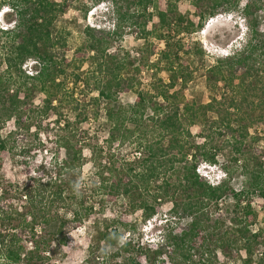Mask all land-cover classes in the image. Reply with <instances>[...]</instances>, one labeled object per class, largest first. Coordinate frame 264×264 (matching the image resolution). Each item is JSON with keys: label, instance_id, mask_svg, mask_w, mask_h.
<instances>
[{"label": "trees", "instance_id": "1", "mask_svg": "<svg viewBox=\"0 0 264 264\" xmlns=\"http://www.w3.org/2000/svg\"><path fill=\"white\" fill-rule=\"evenodd\" d=\"M74 1L0 0V11L10 23L0 25V121L5 124L15 117L19 127L28 101L41 94L44 113L52 109L51 113L57 114L67 106L75 112L74 119L82 122L89 113L81 121L77 119L82 113L78 102L74 104L75 91L79 87L98 91L91 100H106L105 111L111 123L108 142L134 140L135 152L140 153L109 167L113 177L110 185L104 186L110 200L124 198L130 208L141 211L140 217L146 221L159 212L162 201L170 199L179 216L189 219L166 233L163 242L138 247L131 239L119 243L118 230L106 225L96 232L97 248L91 260L104 261L107 252L99 251L104 243L110 247L119 244L112 257H123L121 264H217L218 251L226 257V264L232 259L241 264H264V226L253 228L259 216L253 204L255 197L264 204V163L249 156L245 148L250 128L264 124V0H191L195 18L180 10V0H108L115 19L113 28L87 25L85 41L70 60L65 51L69 31L55 32L54 26ZM101 1L78 2L86 16ZM226 11L244 18L248 36L233 52L217 57L208 67L206 80L212 95L209 101L198 102L188 98L185 90L194 77L191 57L205 51H192L193 44H186L184 36ZM128 33L145 41L137 51L139 57L125 51L121 44L115 45ZM28 60L33 61L32 73L24 67ZM86 62L91 66L81 70ZM70 65H76L77 71L74 68L68 73ZM144 67L152 75L147 89L139 76ZM162 71L166 78L159 76ZM129 91L136 93L135 102L120 104L119 93ZM57 122L74 137L58 139L61 148L79 161L84 140L81 130H75L69 119L60 117ZM192 126L197 127L195 133ZM12 135L10 131L0 136V173L7 160L8 136ZM216 135L224 143H216ZM195 136L204 140L196 141ZM226 143L234 149L231 161L240 163V187L233 185L231 163H220ZM56 159L54 165L67 167L70 163L68 157L63 163ZM203 162L220 163L226 177L212 183L198 170ZM40 164L37 168L28 166L25 183L14 180L10 189L6 185L0 190V264L22 260L26 249L23 239L36 243L27 254L30 261L44 258L40 250L43 239L39 237L47 233L43 226L54 220L49 217L50 207L56 203L69 206L76 197L67 193L70 182L61 178V169L45 179L50 176L49 168ZM20 188L27 205L9 212L6 197ZM226 198L233 201L232 209L220 206ZM222 209L230 214L228 219L219 212ZM91 210L87 208L85 214L67 211L57 219L56 232L44 240L43 246L47 248L55 234L63 235L62 242L67 243V234L84 216H90ZM5 219L14 226L9 238Z\"/></svg>", "mask_w": 264, "mask_h": 264}, {"label": "rangeland", "instance_id": "2", "mask_svg": "<svg viewBox=\"0 0 264 264\" xmlns=\"http://www.w3.org/2000/svg\"><path fill=\"white\" fill-rule=\"evenodd\" d=\"M78 1H74L73 6L57 19L54 26L55 32L61 29L69 31L67 35L68 46L65 51L67 59L70 60L76 48L85 41L86 35L84 31L87 25L101 26L108 29L110 27L113 28L115 22L111 14L112 7L108 0H102L99 4L93 6L86 16L80 9ZM179 8L183 13L194 15V7L191 0H180ZM193 17L195 18V16ZM0 25H10V23H6L3 14L0 15ZM247 36L248 30L244 18L236 12L227 11L208 18L202 29L184 36L186 44H193L192 51L197 49L205 51L201 56L191 57L194 77L185 90L188 98L196 99L198 102L209 101L212 92L206 80L208 67L215 63L217 57H223L227 53L233 52V50L244 43ZM144 42V39L136 38L135 35L128 33L115 45L121 44L125 51H130L133 56L139 57L137 51L143 47ZM155 58L156 55H153L152 59ZM186 59L189 58L186 57ZM32 63V60L26 62L24 65L26 72H33ZM90 66L89 62H86L82 65L81 70H86ZM74 68L77 71L76 65H70L68 73ZM139 76L143 87L149 88L152 82L150 69L144 67ZM159 76L166 78L168 75L162 71ZM69 85L71 88L72 84ZM97 95L98 91L88 88L79 87L75 91L74 97L77 100L75 102L73 100V102L74 104L78 102L82 113L77 119L81 121L85 113H89V118L82 122L74 119L76 117L75 112L67 110V106L58 110L57 114H52L51 112L54 111L52 109L48 110V113H44L41 108L43 103L40 102L41 94L34 95L28 101V104L24 107L22 122L19 127L15 117L6 121L5 124H2V120L0 121V125H2L0 129L1 137L7 136L10 131L13 134L11 137L8 136V155L0 173V190L6 185L10 189V183L15 182L14 180H20L21 183H25L29 177L28 166L37 168L36 164L41 165L40 163H43L48 166L50 174L45 179H49L53 172L61 169L64 172L61 178L70 182L68 183L70 189H67V193L69 195L76 194L69 206L56 203L50 207L49 217L54 218V220L47 223L45 227L41 223L36 224L38 227L43 226V229H47V233L44 232L42 234L43 237H39V239H43L40 242L42 245L40 250H42L44 258L34 260V262L30 261L27 254L30 250L35 249L36 243L23 239L21 243L25 244L26 249L23 252L22 260L18 264H91V261L97 264H121L124 261L123 257H112L119 244L110 247L101 243L99 251L105 250L107 256L104 261L102 259L91 260L92 251L97 248L95 236L98 229H103L106 225H110L111 228L117 229L120 233L119 243L131 239L133 244L138 247L139 244L147 245L149 243L163 242L166 233L172 232V230L175 231L182 222L189 220L179 216L180 213L177 212L178 210L175 211L170 199L162 201L159 212L146 221H143L140 217L141 211L130 208L124 198L117 197L110 200L105 192L107 188L104 186L110 185L113 177L109 167H113L118 162H123L124 159H133L134 155H140V153L135 152L134 140L128 139L124 142L113 144L108 142L107 136L110 132L111 123L108 121L105 111L106 100L101 98L98 103L92 102L91 97ZM135 99L136 93L134 91L121 92L117 96V100L123 105L132 104ZM55 104H58V101ZM72 104L70 103L69 105L71 106ZM96 114L97 117L95 116ZM60 117L63 120H71L75 124V130L78 128L81 130L84 140L81 145L82 154L79 161L70 155L69 151L61 148L60 139H65L68 136L74 137L71 136L72 134H70L69 130L64 129L62 124L57 122ZM196 130L197 127L192 126L194 133ZM205 132L209 133V130L207 129ZM194 139L196 141L204 140V138L199 136H195ZM215 142L224 143L223 138L219 137V135H216ZM44 145L47 147L44 148ZM224 147L222 155L219 157L221 159L220 163H231L230 166L234 175L233 185L240 187L243 180L240 163L236 164L231 161V157L234 155L231 143ZM245 148L249 156L264 163V124L258 123L250 128L249 135L245 141ZM67 157L70 162L67 167L60 164L54 165L56 158L57 161L63 163ZM220 163L203 162L199 165L198 170L212 183H218L223 179L220 176L227 174ZM6 198L9 212L14 211L17 207L24 209L25 205H27L21 188L17 191L13 189ZM253 204L259 214L253 224V228L256 229L259 226H264V204L257 197H255ZM220 206L232 209L233 201L230 198H226ZM87 208H92L89 211L90 216H84L82 222L67 234V243L62 242L63 235L55 234L49 239L50 244L47 248L43 246L44 240L48 239L51 233L56 232L59 226L57 219L62 218L67 211L73 213V211L78 210L81 214H85ZM212 210L215 211L216 208L212 207ZM219 212H222L224 217L228 219L230 214L223 209L219 210ZM67 217H70V215ZM121 220H124V222H121ZM4 222L8 225L7 219ZM12 227L14 226L8 225V238L10 237L9 234L13 232ZM218 255L219 262L217 264H226L224 254L218 251ZM136 258L141 259L139 254H137ZM143 262L145 261L143 260ZM165 264L173 263L166 261ZM229 264H241V261L232 259Z\"/></svg>", "mask_w": 264, "mask_h": 264}, {"label": "clouds", "instance_id": "3", "mask_svg": "<svg viewBox=\"0 0 264 264\" xmlns=\"http://www.w3.org/2000/svg\"><path fill=\"white\" fill-rule=\"evenodd\" d=\"M2 14H3V11H0V15H2ZM227 54H229V53H227ZM227 54H226V55H227ZM221 177L225 178V177H226V174H224L223 176H220V178H221Z\"/></svg>", "mask_w": 264, "mask_h": 264}]
</instances>
